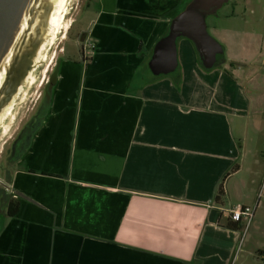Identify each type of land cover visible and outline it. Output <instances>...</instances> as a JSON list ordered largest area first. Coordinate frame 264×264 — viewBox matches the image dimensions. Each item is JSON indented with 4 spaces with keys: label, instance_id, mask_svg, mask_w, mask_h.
<instances>
[{
    "label": "crops",
    "instance_id": "0c3cea01",
    "mask_svg": "<svg viewBox=\"0 0 264 264\" xmlns=\"http://www.w3.org/2000/svg\"><path fill=\"white\" fill-rule=\"evenodd\" d=\"M185 3L99 0L82 35L96 51L60 60L48 113L13 162L20 207L9 218L0 206V264H264L256 213L251 235L227 227L263 186L264 102L221 70L186 84L148 67Z\"/></svg>",
    "mask_w": 264,
    "mask_h": 264
},
{
    "label": "rangeland",
    "instance_id": "374dc122",
    "mask_svg": "<svg viewBox=\"0 0 264 264\" xmlns=\"http://www.w3.org/2000/svg\"><path fill=\"white\" fill-rule=\"evenodd\" d=\"M40 1L42 2L37 5L34 19L36 26L44 24L52 13L58 11L63 12L62 20L54 36L50 31L44 52L45 59L42 61L43 58H39L36 62L37 70L12 106V114L0 123V127L4 128L0 135V178L3 177L2 174H5L3 168L7 167V163L13 164L12 157L10 158V147L21 131L26 129L27 123L38 110L44 96L45 86L56 70L57 63L59 64L64 56L81 59L82 47L83 53H91V56L97 49L96 45L91 44L92 42L89 44L83 41L82 35L89 33L93 23L97 20L99 0ZM190 2L191 0H186L177 15ZM207 26L209 33L224 47L223 59L213 71L221 70L237 78L250 97H259V104L264 102V0H230L217 14L207 18ZM187 42L194 50L193 44L188 40ZM21 54L18 52V55ZM190 66L193 72L187 74L185 71L187 66L180 64L182 83L194 82L197 76L205 79L208 71L200 67L197 55ZM175 76H177V71L166 77L174 79ZM262 160L264 163V159ZM263 171L264 168L261 179L264 177ZM252 197H255L257 204L250 207L256 206L254 216L256 213V220L263 221L261 232H264V182L259 195L252 194ZM0 202V206L4 204ZM252 223L253 219L247 229V235L253 232ZM256 256L260 258L258 254Z\"/></svg>",
    "mask_w": 264,
    "mask_h": 264
},
{
    "label": "water",
    "instance_id": "95a60500",
    "mask_svg": "<svg viewBox=\"0 0 264 264\" xmlns=\"http://www.w3.org/2000/svg\"><path fill=\"white\" fill-rule=\"evenodd\" d=\"M230 0H191L172 19L168 33L155 44L148 67L156 76H168L179 68L178 40L190 41L203 67L212 70L224 47L209 33L207 18ZM40 0H0V123L12 114L13 105L32 79L39 58L45 59L52 13L45 23L34 24ZM27 24L23 29L24 22ZM27 36H29L27 38ZM54 36V35H53ZM20 52L21 55H18ZM40 62V61H39ZM32 83V81H31ZM4 128L0 127V135ZM5 132V131H4ZM2 185L3 182L0 181Z\"/></svg>",
    "mask_w": 264,
    "mask_h": 264
},
{
    "label": "trees",
    "instance_id": "16d2710c",
    "mask_svg": "<svg viewBox=\"0 0 264 264\" xmlns=\"http://www.w3.org/2000/svg\"><path fill=\"white\" fill-rule=\"evenodd\" d=\"M168 33V30L166 31V33L164 34V36ZM182 39L178 40V43L181 41ZM194 46V45H193ZM196 51V50H195ZM153 51L150 53L149 57H148V62L151 60ZM197 57H198V63L200 65V67L204 70V71H208L212 72L215 67H217L218 65H220L221 60L223 59V55L218 57V63L216 64V66L212 69V70H206L202 63L201 60L198 56V53L196 52ZM180 69L178 68L177 70V76L174 77V81L176 83H178L179 79H180ZM57 73H58V63L56 65V70L54 71V73L52 74V76L50 77L47 85L45 86V90H44V96L42 99V102L40 104V106L38 107V110L36 111V113H34L32 119L27 123L26 125V129L22 132V134L19 135V145L15 146L12 150H11V157H12V162H14L17 158H19L27 149L28 145L30 144L31 138L33 136V134L35 133V131L38 129V127L41 125V123L43 122L46 114L48 113L49 107H50V103H51V97H52V93H53V89L55 87V83H56V77H57ZM166 77V76H164ZM155 78H163V76H159V77H155ZM34 123V124H33ZM33 124V126H32ZM12 173V171H11ZM225 196V192L223 187L221 186L219 188L218 191V195L217 198L215 200V203L217 205H223V198ZM1 206L6 208V217L9 218H13L15 217L18 212H19V207L20 204L18 201L16 200H11L8 204L7 202H5L4 204H2ZM242 224L241 223H235V224H228L227 227L229 229L235 230V231H239L241 232L242 229Z\"/></svg>",
    "mask_w": 264,
    "mask_h": 264
},
{
    "label": "built area",
    "instance_id": "2783aa9c",
    "mask_svg": "<svg viewBox=\"0 0 264 264\" xmlns=\"http://www.w3.org/2000/svg\"><path fill=\"white\" fill-rule=\"evenodd\" d=\"M254 211L255 207L252 208L244 205H236L230 211L229 219L234 223H241L243 225V237L246 235L247 229L254 217Z\"/></svg>",
    "mask_w": 264,
    "mask_h": 264
},
{
    "label": "flooded vegetation",
    "instance_id": "af4514ba",
    "mask_svg": "<svg viewBox=\"0 0 264 264\" xmlns=\"http://www.w3.org/2000/svg\"><path fill=\"white\" fill-rule=\"evenodd\" d=\"M22 132L23 131H21L20 134H22ZM19 135L17 136V138L14 140L13 144L11 145V147H10V153H11V150L15 146H18L19 145V141H20ZM10 158H11V156H10ZM11 162H12V159H11ZM3 169L5 171V174H2V176H3L4 179L3 178H0V180L3 182L2 185L0 184V201H2L4 203L7 202V204H8L11 200L14 199L13 195L9 193V183H8L9 182L8 181V179H9L8 176H10V174H11V171L13 169V164L7 163V167H4ZM0 204H1V202H0Z\"/></svg>",
    "mask_w": 264,
    "mask_h": 264
},
{
    "label": "bare ground",
    "instance_id": "6f19581e",
    "mask_svg": "<svg viewBox=\"0 0 264 264\" xmlns=\"http://www.w3.org/2000/svg\"><path fill=\"white\" fill-rule=\"evenodd\" d=\"M62 14L63 12H57V13H54V15L52 16L51 20H50V27L52 28V30H54V33L53 35L56 34L57 32V29L58 27L60 26L61 24V20H62ZM27 24V20L24 22V25H23V29L25 28ZM61 28V27H60ZM46 72V71H45ZM43 83V82H42Z\"/></svg>",
    "mask_w": 264,
    "mask_h": 264
}]
</instances>
